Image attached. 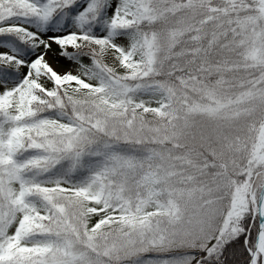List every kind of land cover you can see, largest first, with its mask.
Here are the masks:
<instances>
[{"label":"snow or ice","instance_id":"6c2138e0","mask_svg":"<svg viewBox=\"0 0 264 264\" xmlns=\"http://www.w3.org/2000/svg\"><path fill=\"white\" fill-rule=\"evenodd\" d=\"M0 264H264V0H0Z\"/></svg>","mask_w":264,"mask_h":264}]
</instances>
